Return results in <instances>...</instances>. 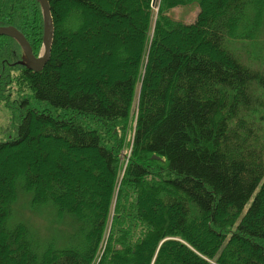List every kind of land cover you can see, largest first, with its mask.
Segmentation results:
<instances>
[{
    "label": "trees",
    "instance_id": "16d2710c",
    "mask_svg": "<svg viewBox=\"0 0 264 264\" xmlns=\"http://www.w3.org/2000/svg\"><path fill=\"white\" fill-rule=\"evenodd\" d=\"M49 1L41 70L0 35V264H264V63L225 46L259 37L264 0L192 22L169 12L194 0ZM0 25L40 52L39 0H0ZM21 197L72 213L70 245L12 222Z\"/></svg>",
    "mask_w": 264,
    "mask_h": 264
},
{
    "label": "rangeland",
    "instance_id": "374dc122",
    "mask_svg": "<svg viewBox=\"0 0 264 264\" xmlns=\"http://www.w3.org/2000/svg\"><path fill=\"white\" fill-rule=\"evenodd\" d=\"M159 1L160 0L154 1L155 14L158 11ZM199 9V1L194 0L187 4L172 7L169 13L176 19L192 22L195 20ZM225 46L247 65L254 68L260 67L264 63V28L257 39L226 37ZM119 67L121 71L123 66ZM116 69H118V67H116ZM113 71L112 74H115ZM0 117L2 123L4 122L7 125L10 118L9 110L2 111ZM1 132L2 128H0V137L2 136ZM129 156L130 148L126 149L122 154V159L125 161L123 166L126 164ZM0 166L3 168L2 165ZM43 170L45 169H39L41 172H43ZM49 171L50 170H48V172ZM49 173H51V171ZM247 204H249V202ZM14 208L15 211L12 222L23 221L28 224L36 231L38 240L42 246L53 243L57 248H64L70 245L71 239L69 236L74 229V217L72 213L65 212L62 215L59 214L52 201L33 208L32 203L24 197H21L16 202ZM113 214L112 212L111 215ZM199 233H202V230L201 232L199 231Z\"/></svg>",
    "mask_w": 264,
    "mask_h": 264
},
{
    "label": "water",
    "instance_id": "95a60500",
    "mask_svg": "<svg viewBox=\"0 0 264 264\" xmlns=\"http://www.w3.org/2000/svg\"><path fill=\"white\" fill-rule=\"evenodd\" d=\"M43 16H44V34H43V46L41 52L36 55L33 52L32 46L28 41L26 35L16 26L0 25V35L6 34L16 38L23 48V59L21 60L29 68L34 70H41L46 63L51 49L54 37V20L51 11V5L49 0H40ZM157 156V155H156ZM158 157V156H157Z\"/></svg>",
    "mask_w": 264,
    "mask_h": 264
},
{
    "label": "bare ground",
    "instance_id": "6f19581e",
    "mask_svg": "<svg viewBox=\"0 0 264 264\" xmlns=\"http://www.w3.org/2000/svg\"><path fill=\"white\" fill-rule=\"evenodd\" d=\"M39 1H40V0H39ZM52 43H53V42H52ZM20 45H21V44H20ZM21 47H22V46H21ZM50 53H51V52H50ZM49 57H50V55H49ZM49 57H48V59H49ZM48 59H47V60H48ZM156 158H157V156H156Z\"/></svg>",
    "mask_w": 264,
    "mask_h": 264
},
{
    "label": "flooded vegetation",
    "instance_id": "af4514ba",
    "mask_svg": "<svg viewBox=\"0 0 264 264\" xmlns=\"http://www.w3.org/2000/svg\"><path fill=\"white\" fill-rule=\"evenodd\" d=\"M21 60H22V58L20 59V62L22 63V61H21ZM22 64H23V63H22ZM31 69H32V68H31ZM33 70H34V69H33Z\"/></svg>",
    "mask_w": 264,
    "mask_h": 264
}]
</instances>
